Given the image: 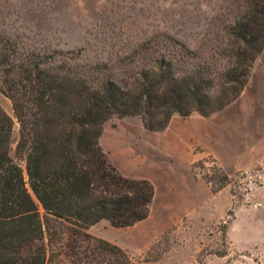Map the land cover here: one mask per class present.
Wrapping results in <instances>:
<instances>
[{
    "label": "trees",
    "instance_id": "trees-1",
    "mask_svg": "<svg viewBox=\"0 0 264 264\" xmlns=\"http://www.w3.org/2000/svg\"><path fill=\"white\" fill-rule=\"evenodd\" d=\"M206 20L196 30L143 33L109 61L0 45V93L12 110L0 105V264H48L52 221L80 232L101 220L121 228L148 217L154 185L119 173L99 138L113 116L162 131L174 115L208 117L239 98L264 49V0H222ZM98 242L128 260L117 245Z\"/></svg>",
    "mask_w": 264,
    "mask_h": 264
},
{
    "label": "rangeland",
    "instance_id": "rangeland-1",
    "mask_svg": "<svg viewBox=\"0 0 264 264\" xmlns=\"http://www.w3.org/2000/svg\"><path fill=\"white\" fill-rule=\"evenodd\" d=\"M221 3L0 0V45L109 61L143 33L200 29ZM0 105L12 115L2 93ZM99 143L119 173L152 182L149 215L130 227L101 220L80 232L52 221L48 264H264V49L239 98L221 111L174 115L162 131L146 129L137 116H113ZM98 240L117 245L128 260L110 256Z\"/></svg>",
    "mask_w": 264,
    "mask_h": 264
}]
</instances>
